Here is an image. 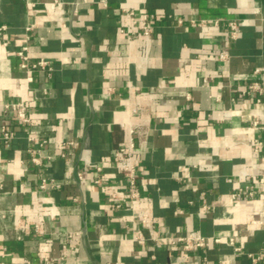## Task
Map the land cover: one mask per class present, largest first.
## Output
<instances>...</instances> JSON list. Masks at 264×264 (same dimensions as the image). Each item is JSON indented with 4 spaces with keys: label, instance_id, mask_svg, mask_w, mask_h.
I'll list each match as a JSON object with an SVG mask.
<instances>
[{
    "label": "crops",
    "instance_id": "obj_1",
    "mask_svg": "<svg viewBox=\"0 0 264 264\" xmlns=\"http://www.w3.org/2000/svg\"><path fill=\"white\" fill-rule=\"evenodd\" d=\"M50 1L0 0V123L14 132L0 138V264H264L249 257L264 251V0H63L61 19ZM126 2L156 13L151 39L119 33ZM230 17L241 33L222 61ZM23 46L52 69L21 67ZM122 122L141 125L137 198L113 159ZM190 231L242 251L166 249Z\"/></svg>",
    "mask_w": 264,
    "mask_h": 264
},
{
    "label": "built area",
    "instance_id": "obj_2",
    "mask_svg": "<svg viewBox=\"0 0 264 264\" xmlns=\"http://www.w3.org/2000/svg\"><path fill=\"white\" fill-rule=\"evenodd\" d=\"M34 4L31 2H28L29 8H32ZM63 6L64 1L63 0H52L49 2V8L54 11L60 19L62 18L63 13ZM157 20L156 13L150 12L147 9L143 8L138 12L134 7H132L128 2L124 4L122 7V21L119 27V33L126 37L129 41L139 37L143 39H151L154 33V24ZM183 20L178 19V24H182ZM191 23L197 26H202L206 23V20L199 19V20H192ZM220 20H215L213 22L214 25H219ZM226 26H227V32H228V39L225 41L224 46L222 47L219 58L222 61H228L230 58L229 53V45L231 41L236 40L241 33V27L240 23L237 21V19L230 17L226 19ZM31 27H28L30 29ZM17 55L20 57L21 60V67L24 69H47L51 70L52 67L49 63V61L45 59H40L38 61L30 63L29 56H28V47L23 46L21 49L17 51ZM150 57L149 56H142L138 66L140 68H145L146 65L149 63ZM29 80H32V77H29ZM209 79L208 77H203L202 79H198V83H208ZM251 91H258L260 94L263 93L262 87L258 82H254L250 85L249 91L247 93H250ZM190 97V95H188ZM264 102L261 99H258L257 105H263ZM5 107L7 109L8 115L13 119L14 121L22 124L27 125L31 122V119L28 114L27 106L24 103H6ZM142 108H135L133 109V112H141ZM252 124L254 126L259 124V120L256 118V116L253 117ZM122 126L126 130V140L124 143L118 147L114 152V162L119 170V172L125 177L126 179V188L129 192V195L132 198H137L139 196V192L137 189L138 185V166H139V152L138 148L142 146V143H137L136 141V135L141 134V125L134 124L130 122H122ZM14 137V132L10 130L6 125L0 123V138L4 143H8L11 141V139ZM31 140L35 141L34 137H30ZM256 141V140H255ZM34 162H38V158L33 157ZM97 170L100 172L101 167H96ZM243 176H247L246 173L243 174ZM81 178L82 176L79 175ZM103 179L102 177H98L95 179L96 184L102 183ZM260 183L263 185L262 190L264 191V173L260 177ZM47 186V181H43L42 187L45 188ZM51 186L56 187L58 186L54 180L51 181ZM122 190L125 191V187H122ZM242 191H237L233 193V198H238L242 195ZM118 192H113L112 196L113 198H117ZM246 195L249 198H253L254 191L248 190ZM117 206H121V204H118ZM133 208V206L131 207ZM49 216H53V213L51 211L48 212ZM138 215L143 223L146 225H150V213L145 210L141 209L138 211ZM38 227V226H37ZM134 240L140 244H143L146 242V237L141 233H137L134 236ZM157 240V239H155ZM213 244H227L230 246H233L234 250L236 252H241L242 247L238 246L236 244V240L234 237L230 236L227 239H224L219 236H209L204 235L200 231H190L184 235L180 236H172L168 237L165 243L166 249L172 250L174 248H177L178 246H181L182 249L186 252H192L197 249H206L211 247ZM249 257L253 262H259L264 261V251L257 253V254H249ZM206 258L201 264H207ZM219 264H224L222 261H220Z\"/></svg>",
    "mask_w": 264,
    "mask_h": 264
}]
</instances>
